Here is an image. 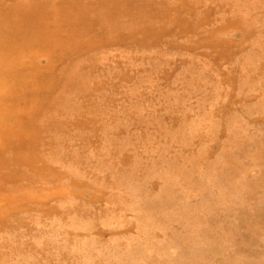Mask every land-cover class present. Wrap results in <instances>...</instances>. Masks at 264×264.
<instances>
[{
    "label": "rangeland",
    "instance_id": "1",
    "mask_svg": "<svg viewBox=\"0 0 264 264\" xmlns=\"http://www.w3.org/2000/svg\"><path fill=\"white\" fill-rule=\"evenodd\" d=\"M0 264H264V0H0Z\"/></svg>",
    "mask_w": 264,
    "mask_h": 264
}]
</instances>
